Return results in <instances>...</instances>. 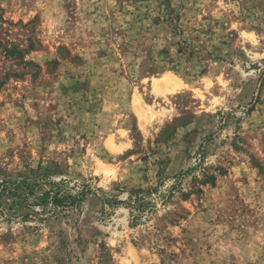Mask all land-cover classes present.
Returning <instances> with one entry per match:
<instances>
[{"label":"rangeland","instance_id":"1","mask_svg":"<svg viewBox=\"0 0 264 264\" xmlns=\"http://www.w3.org/2000/svg\"><path fill=\"white\" fill-rule=\"evenodd\" d=\"M0 83V264H264V0H0Z\"/></svg>","mask_w":264,"mask_h":264},{"label":"trees","instance_id":"2","mask_svg":"<svg viewBox=\"0 0 264 264\" xmlns=\"http://www.w3.org/2000/svg\"><path fill=\"white\" fill-rule=\"evenodd\" d=\"M16 49H17L16 47L13 50H7V48H6L5 51H6V53L13 54L14 52L17 51ZM20 57H21V55H20ZM0 85H1V83H0ZM14 193H15V191L9 189L6 186L5 182L0 183V200L2 198H8V197L14 196ZM47 197L51 198L52 203L56 207L64 206V204H66L68 202L71 206L74 205V198L72 196H66L64 194L61 195L59 193L46 192V194H44V196L42 197L44 203H47Z\"/></svg>","mask_w":264,"mask_h":264}]
</instances>
